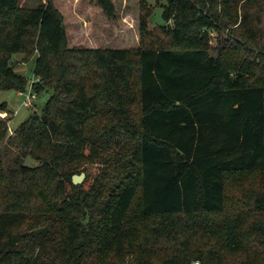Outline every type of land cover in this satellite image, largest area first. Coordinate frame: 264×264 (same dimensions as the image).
Here are the masks:
<instances>
[{"label":"trees","instance_id":"obj_1","mask_svg":"<svg viewBox=\"0 0 264 264\" xmlns=\"http://www.w3.org/2000/svg\"><path fill=\"white\" fill-rule=\"evenodd\" d=\"M59 1L0 0V89L51 90L0 101V264H264V0H138L133 46Z\"/></svg>","mask_w":264,"mask_h":264},{"label":"rangeland","instance_id":"obj_2","mask_svg":"<svg viewBox=\"0 0 264 264\" xmlns=\"http://www.w3.org/2000/svg\"><path fill=\"white\" fill-rule=\"evenodd\" d=\"M40 1L44 0H19L20 4L26 6H34ZM166 1L147 0L152 5V13L148 18L150 26L164 23L162 10ZM241 1L239 0L238 4ZM59 2L60 4L66 3L68 5V16L72 17L73 14L79 13L77 21L71 18L67 22L70 41L75 39L76 34H79L83 40L89 37L91 39L98 38L99 42L106 41L107 43L105 44L136 45L138 0H113L115 3V18L113 20L104 19L99 7L94 3L92 4L91 0H71L70 3L68 0H60ZM80 22L82 26H80ZM228 31L226 28L219 34L217 29L210 30L208 33V42L215 45L217 36L228 35ZM20 56V54H17L16 58H14L17 62L16 69L21 71L30 80L34 77L32 72L33 60L23 62ZM50 93V89H43L36 94L32 103L25 105L21 102L24 94L15 88L0 89V101H6L8 108L12 111L8 132H12L16 125L21 120L27 118L33 111L40 113L41 107ZM2 150H6V145L2 146Z\"/></svg>","mask_w":264,"mask_h":264},{"label":"built area","instance_id":"obj_3","mask_svg":"<svg viewBox=\"0 0 264 264\" xmlns=\"http://www.w3.org/2000/svg\"><path fill=\"white\" fill-rule=\"evenodd\" d=\"M36 78L37 77L32 78L30 80V83L28 84V87L25 91H19L20 93L24 94L21 102L25 105H29L30 103H32L33 98H35L36 93L33 89V83L32 82L35 81ZM0 114L4 115L3 112L2 113L0 112ZM195 263H197V261H195Z\"/></svg>","mask_w":264,"mask_h":264},{"label":"water","instance_id":"obj_4","mask_svg":"<svg viewBox=\"0 0 264 264\" xmlns=\"http://www.w3.org/2000/svg\"><path fill=\"white\" fill-rule=\"evenodd\" d=\"M84 176H85L84 171H81L80 173H74V174H72V181L74 183H79L83 180Z\"/></svg>","mask_w":264,"mask_h":264}]
</instances>
